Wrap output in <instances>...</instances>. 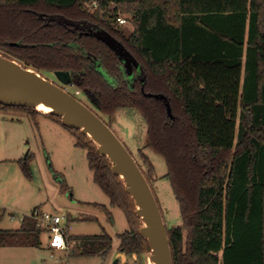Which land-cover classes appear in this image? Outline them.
<instances>
[{"label":"trees","instance_id":"obj_1","mask_svg":"<svg viewBox=\"0 0 264 264\" xmlns=\"http://www.w3.org/2000/svg\"><path fill=\"white\" fill-rule=\"evenodd\" d=\"M123 15L131 33L118 21ZM99 31L119 40L137 65L127 68ZM0 53L40 73L69 71L102 119L122 107L142 114L146 146L165 159L180 205L182 224L166 226L173 264H264V0H0ZM154 94L167 96L172 117ZM0 111L61 123L28 106L0 101ZM68 129L87 151L94 182L126 214L117 252L149 253L124 181L90 137ZM139 155L152 187L151 163ZM30 160V152L19 160L27 177ZM95 206L113 220L107 206ZM9 215L21 225L0 228V246L41 245L35 218ZM67 239L81 243L70 256L106 260L112 252L105 232L67 231Z\"/></svg>","mask_w":264,"mask_h":264},{"label":"rangeland","instance_id":"obj_2","mask_svg":"<svg viewBox=\"0 0 264 264\" xmlns=\"http://www.w3.org/2000/svg\"><path fill=\"white\" fill-rule=\"evenodd\" d=\"M123 18L126 19V23L122 27L126 33H131L134 30L132 22L125 15ZM41 73L50 80L60 83L54 72L42 70ZM66 89L73 94L76 92L74 86H68ZM77 97L94 111L97 110L83 93L78 94ZM3 115L18 117L21 115L24 119L29 145L23 156L25 157L30 150L32 162L36 161L45 177L49 191V201L45 205L47 212L64 214L68 217L64 223L70 236L100 235L105 232L113 238L112 252L106 260L100 256H70L71 247H81V243L72 240L69 248L62 251L50 248L49 234L44 226L39 224L38 226L43 229L40 235L41 245L26 250L28 256L25 264H112L119 254L118 234L129 229L128 220L121 208L111 206L108 195L94 182L93 173L88 166L87 151L76 145L75 134L48 116L38 115L34 121L26 114L16 111H0V117ZM103 117L138 162L143 164L140 151L148 157L152 166L150 182L159 201L165 224L169 228L180 226L182 224L180 205L167 176L166 161L160 154L146 146L147 123L142 114L135 108L122 107L116 111L112 119L106 115ZM143 167L147 171V166L143 165ZM62 185L68 190L64 192ZM95 204L107 206L113 220L110 221L107 214ZM7 217L8 215L4 218V222H0V228L20 227L21 221L18 217L13 221ZM88 217L91 219H86ZM20 259L16 253L11 252L9 255L0 252V264H24ZM119 264H153V262L149 259V253L119 254Z\"/></svg>","mask_w":264,"mask_h":264},{"label":"water","instance_id":"obj_3","mask_svg":"<svg viewBox=\"0 0 264 264\" xmlns=\"http://www.w3.org/2000/svg\"><path fill=\"white\" fill-rule=\"evenodd\" d=\"M96 35L122 58L127 68L137 65L136 58L113 35L106 31L96 32ZM54 75L60 83L0 53V101L7 105L33 107L43 114L58 115L65 127L79 129L90 137L100 155L108 157L113 173L122 178L127 193L135 203L136 215L142 221L139 232L149 243L150 261L154 264H173L162 211L135 157L98 113L66 89L74 86L71 73L56 70ZM154 96L164 101L167 113L172 117L167 96ZM41 104L50 107L51 111H40L38 106ZM28 153L29 150L25 157ZM112 264H119V254Z\"/></svg>","mask_w":264,"mask_h":264},{"label":"crops","instance_id":"obj_4","mask_svg":"<svg viewBox=\"0 0 264 264\" xmlns=\"http://www.w3.org/2000/svg\"><path fill=\"white\" fill-rule=\"evenodd\" d=\"M15 116L3 115L0 117L1 223L4 222V218L7 215V218L13 221L9 215L10 213L19 216L30 215L37 207H39L41 211H47L45 205L49 201V191L46 180L36 161L32 162L31 160L29 163L31 177H27L21 168L19 160L25 158L23 155L29 145V140L24 119H22L21 115H19V117L17 115ZM4 213L5 216L3 217ZM19 220L21 221V217H19ZM30 248L34 247L0 246V252L9 255L11 252L16 253V255L21 258L20 261H23L25 264V259L28 256L26 250Z\"/></svg>","mask_w":264,"mask_h":264},{"label":"built area","instance_id":"obj_5","mask_svg":"<svg viewBox=\"0 0 264 264\" xmlns=\"http://www.w3.org/2000/svg\"><path fill=\"white\" fill-rule=\"evenodd\" d=\"M118 21L121 24L126 23V19L123 17H119ZM81 92L76 89L74 93L75 96L80 94ZM33 218L36 219L38 225L44 226L46 231L49 234V246L50 248L59 249V250H67L69 248L68 239H67V227L65 225V221L67 219L66 215H60L57 213H49L47 211H39L34 210L30 214ZM14 219V217H11Z\"/></svg>","mask_w":264,"mask_h":264},{"label":"bare ground","instance_id":"obj_6","mask_svg":"<svg viewBox=\"0 0 264 264\" xmlns=\"http://www.w3.org/2000/svg\"><path fill=\"white\" fill-rule=\"evenodd\" d=\"M38 109L40 110V111H43V112H49V111H51V108L50 107H48V106H45V105H39L38 106ZM154 264V263H153Z\"/></svg>","mask_w":264,"mask_h":264},{"label":"flooded vegetation","instance_id":"obj_7","mask_svg":"<svg viewBox=\"0 0 264 264\" xmlns=\"http://www.w3.org/2000/svg\"><path fill=\"white\" fill-rule=\"evenodd\" d=\"M132 66H133V65H132ZM132 66H131V67H132ZM84 95H85V94H84ZM85 96H86V95H85ZM86 97H87V96H86ZM87 98H88V97H87ZM88 99H89V98H88ZM89 100H90V99H89ZM91 103H92V102H91ZM119 254H121V253H119Z\"/></svg>","mask_w":264,"mask_h":264}]
</instances>
